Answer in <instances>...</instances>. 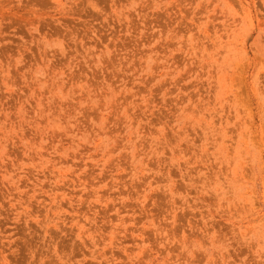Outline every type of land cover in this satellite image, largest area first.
I'll use <instances>...</instances> for the list:
<instances>
[{"label": "rangeland", "instance_id": "374dc122", "mask_svg": "<svg viewBox=\"0 0 264 264\" xmlns=\"http://www.w3.org/2000/svg\"><path fill=\"white\" fill-rule=\"evenodd\" d=\"M0 264H264V0H0Z\"/></svg>", "mask_w": 264, "mask_h": 264}]
</instances>
